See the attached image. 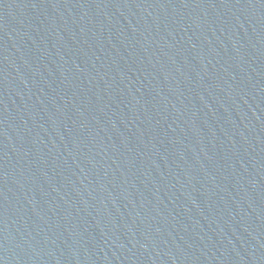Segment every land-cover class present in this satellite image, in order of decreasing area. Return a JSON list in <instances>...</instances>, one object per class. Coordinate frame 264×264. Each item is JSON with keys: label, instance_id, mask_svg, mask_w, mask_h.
I'll list each match as a JSON object with an SVG mask.
<instances>
[{"label": "water", "instance_id": "water-1", "mask_svg": "<svg viewBox=\"0 0 264 264\" xmlns=\"http://www.w3.org/2000/svg\"><path fill=\"white\" fill-rule=\"evenodd\" d=\"M0 264H264V0H0Z\"/></svg>", "mask_w": 264, "mask_h": 264}]
</instances>
